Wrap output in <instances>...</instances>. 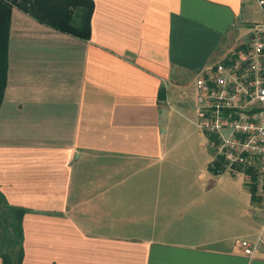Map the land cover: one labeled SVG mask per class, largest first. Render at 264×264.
<instances>
[{
    "label": "crops",
    "instance_id": "crops-1",
    "mask_svg": "<svg viewBox=\"0 0 264 264\" xmlns=\"http://www.w3.org/2000/svg\"><path fill=\"white\" fill-rule=\"evenodd\" d=\"M92 1L88 40L11 10L0 193L26 209L20 264H264V208L196 124L198 75L242 47L256 0Z\"/></svg>",
    "mask_w": 264,
    "mask_h": 264
},
{
    "label": "built area",
    "instance_id": "built-area-1",
    "mask_svg": "<svg viewBox=\"0 0 264 264\" xmlns=\"http://www.w3.org/2000/svg\"><path fill=\"white\" fill-rule=\"evenodd\" d=\"M256 3L263 18L253 23L242 47L198 75L196 124L207 139L210 167L242 175L264 208V0ZM240 244L251 252L247 241Z\"/></svg>",
    "mask_w": 264,
    "mask_h": 264
},
{
    "label": "trees",
    "instance_id": "trees-1",
    "mask_svg": "<svg viewBox=\"0 0 264 264\" xmlns=\"http://www.w3.org/2000/svg\"><path fill=\"white\" fill-rule=\"evenodd\" d=\"M18 7L36 20L58 31L84 40L91 34L92 0H0V92L6 74L7 32L12 7ZM215 173L221 170H213ZM26 209L9 205L0 193V260L20 264L22 259V216ZM7 245L9 249L2 251ZM17 252L15 253V248Z\"/></svg>",
    "mask_w": 264,
    "mask_h": 264
},
{
    "label": "rangeland",
    "instance_id": "rangeland-1",
    "mask_svg": "<svg viewBox=\"0 0 264 264\" xmlns=\"http://www.w3.org/2000/svg\"><path fill=\"white\" fill-rule=\"evenodd\" d=\"M197 118H198V113H197V111H196V120H197ZM203 138H204V137H203ZM205 148H206L207 152L209 153V156H211V153H210V151H209L208 148H207V141H206V138H205ZM223 174H224V175H228V176H230L229 173H228L227 171H224ZM235 178H237L238 180H240L242 184L244 183V182H243L242 175H239V176H237V177H235ZM243 185H244V191H246V192L248 193V191H249L248 186H247L245 183H244ZM258 207H259L260 210L263 211V205H262V204H258ZM7 249H9V247H8L7 245H4V243H3L2 251L6 252ZM16 252H17V247L15 248V253H16Z\"/></svg>",
    "mask_w": 264,
    "mask_h": 264
}]
</instances>
